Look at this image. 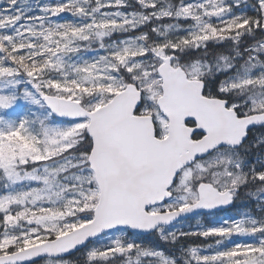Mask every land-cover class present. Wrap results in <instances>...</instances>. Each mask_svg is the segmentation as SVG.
Listing matches in <instances>:
<instances>
[{"label":"snow or ice","instance_id":"6c2138e0","mask_svg":"<svg viewBox=\"0 0 264 264\" xmlns=\"http://www.w3.org/2000/svg\"><path fill=\"white\" fill-rule=\"evenodd\" d=\"M0 264H264V0H0Z\"/></svg>","mask_w":264,"mask_h":264}]
</instances>
